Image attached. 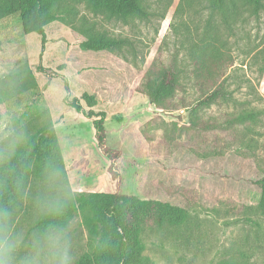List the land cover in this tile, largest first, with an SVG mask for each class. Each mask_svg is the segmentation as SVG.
<instances>
[{
  "label": "rangeland",
  "instance_id": "rangeland-1",
  "mask_svg": "<svg viewBox=\"0 0 264 264\" xmlns=\"http://www.w3.org/2000/svg\"><path fill=\"white\" fill-rule=\"evenodd\" d=\"M261 2L255 15L244 14L230 28L220 16H209V0H146L151 15L128 24L94 17L81 7V13L96 21L107 35L128 41L122 51L114 53L82 51L79 44L83 37L58 21L45 27L44 47L37 35H22L16 19L0 23V76L22 63L29 65L38 89L28 97L26 116H36L37 110L48 111L70 190L87 193L96 184L107 186V181L103 178L104 157L93 141L91 122L67 107L65 96L80 98L88 93L96 99L94 110L106 113L107 146L125 154L124 163L118 167L122 194L161 198L163 185L153 180L155 165L147 159L148 153L189 152L195 156L196 165L198 159L202 160L199 169L208 177L188 188L189 201H193L191 230L183 238L149 230L142 234L143 254L151 264H218L231 260L264 264V217L249 209L256 206L260 195L255 181L262 175L255 163L231 149L232 139L221 141L209 133L187 132L181 126L188 110L156 111L137 89L149 68L171 67L178 72L182 85L176 100L191 105L200 95L193 73L195 56L202 54L201 46L211 40L214 43L209 49L222 59L221 65L201 79L213 82L215 87L221 85L223 97L201 115L259 111L254 133L244 139L252 138L254 149L263 156L264 0ZM209 49L202 54L204 65L210 62ZM0 114V146L8 144L10 149L13 143L9 139L20 140L17 129L22 123L16 124L9 106L1 105ZM10 130L14 135H3ZM189 168L190 163L185 170ZM37 214L35 208H27L7 224L10 233L20 240L18 259L30 250L39 234ZM66 229L74 264L87 241L79 213Z\"/></svg>",
  "mask_w": 264,
  "mask_h": 264
},
{
  "label": "trees",
  "instance_id": "trees-1",
  "mask_svg": "<svg viewBox=\"0 0 264 264\" xmlns=\"http://www.w3.org/2000/svg\"><path fill=\"white\" fill-rule=\"evenodd\" d=\"M209 5V16H220L230 28L244 14L255 15L262 7V2L209 0ZM81 7L94 17L101 16L104 20L125 24L151 15L146 0H0V23L16 19L21 34L37 35L42 47L47 42L45 27L55 21L83 37L79 47L85 52L114 53L128 45L124 38L107 35L96 21H91L86 14L81 13ZM213 43L209 40L205 44L207 48L202 45V54L213 47ZM207 53L212 55L210 62L205 65L202 54L195 56L197 63L193 73L200 95L191 105H186L182 99L176 100L182 85L178 72L171 67L149 68L140 81L138 92L161 113L188 110L187 120L181 126L187 132L209 133L221 141L234 140L231 149L242 158L252 160L261 172V178L255 181L260 191L259 201L254 208L249 209L264 217V155H258L252 145V138L247 141L244 139L254 133L253 127L259 121L260 112L221 113L215 117L201 115L204 109L219 103L223 97L221 85L215 87L213 82L205 83L201 79L206 74L211 75L210 69L222 61L216 52L209 49ZM37 89V81L27 63L0 76V106L11 107L16 124L22 123L17 129L20 140L9 139L13 143L10 149L8 144L0 146V214L5 216L8 224L26 212L27 208L33 207L38 212L35 227L41 233L50 223L67 228L72 218L79 213L81 224L87 232V241L86 249L77 256L74 264H151L143 254L145 247L142 234L149 230L183 238L185 232L191 230L190 206L193 201H189L191 190L188 188L201 183L202 177H208L200 170L202 160L198 159L199 164L196 165L195 156L189 152L170 153L161 150L148 153L147 159L155 165L153 180L158 181L161 187L163 185L161 198L122 194V175L118 167L120 162L124 163L125 154L107 146L106 113L94 110L96 99L88 93H83L80 98L65 96L64 104L91 122L93 141L104 157L103 178L107 181V186L96 184L91 192H73L69 188L64 157L48 111L37 110L36 116H26L28 97ZM65 90L68 92L66 84ZM188 163L192 164V168L185 170ZM53 169L60 174V190L64 193L63 214L58 217H50L41 204L42 198L50 192L47 177ZM180 202L184 206H180ZM218 264L249 263L231 260Z\"/></svg>",
  "mask_w": 264,
  "mask_h": 264
},
{
  "label": "clouds",
  "instance_id": "clouds-1",
  "mask_svg": "<svg viewBox=\"0 0 264 264\" xmlns=\"http://www.w3.org/2000/svg\"><path fill=\"white\" fill-rule=\"evenodd\" d=\"M3 135L14 133L10 130ZM59 176L57 170H50L47 177L50 192L41 200L50 217L63 214L64 193L60 190ZM19 246L20 240L10 233L5 216L0 214V264H72L69 233L63 225L50 223L33 238L30 250L18 259Z\"/></svg>",
  "mask_w": 264,
  "mask_h": 264
}]
</instances>
